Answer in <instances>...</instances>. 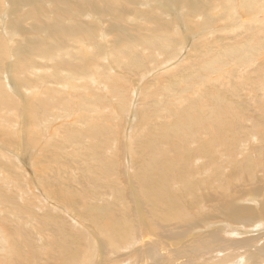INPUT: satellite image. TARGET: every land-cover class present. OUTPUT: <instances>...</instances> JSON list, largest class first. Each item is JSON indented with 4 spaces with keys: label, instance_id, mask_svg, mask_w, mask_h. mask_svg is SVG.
Masks as SVG:
<instances>
[{
    "label": "bare ground",
    "instance_id": "obj_1",
    "mask_svg": "<svg viewBox=\"0 0 264 264\" xmlns=\"http://www.w3.org/2000/svg\"><path fill=\"white\" fill-rule=\"evenodd\" d=\"M136 1L0 0V125L12 129L15 113L30 109L44 134L52 129L45 119L89 111L54 145L36 133L27 139L46 157L32 175L45 193L32 186L26 195L28 180L15 187L18 200L37 204L32 216L9 194L22 172L12 151L20 138L0 129V264H264V0L222 1L227 37L195 41L208 48L186 65L163 60L182 50L175 22ZM162 1L185 3L186 28L217 18L211 0ZM130 53L184 77L159 108L147 106L156 115L144 111L123 146L118 135L106 140L105 120L127 105L112 68L122 72ZM120 76L127 95L129 75ZM229 84L236 99L216 90ZM22 90L31 98L24 108ZM124 156L134 157L131 175Z\"/></svg>",
    "mask_w": 264,
    "mask_h": 264
},
{
    "label": "rangeland",
    "instance_id": "obj_2",
    "mask_svg": "<svg viewBox=\"0 0 264 264\" xmlns=\"http://www.w3.org/2000/svg\"><path fill=\"white\" fill-rule=\"evenodd\" d=\"M222 1H224L226 3L225 0H220V1L211 0L210 1L211 3L215 2L216 5H214V6H216V8H214V9L217 10L215 12H212L213 13L212 15L215 14L214 16L217 17V18L213 17L212 18L213 20L211 19L212 24L209 23L210 21L203 23L202 20H199V22L197 20L193 24L195 27L192 26V27L186 28L183 21H182V17L184 15L183 14V8L185 7L184 2L182 4H181V2H179L180 3L179 4V3H176L175 1L165 3L162 0H147V2L149 4H151L149 9H153L154 3H155L156 9H158L159 11L165 10V13L168 15V18L172 19L171 21L175 22L173 24H176L175 28L178 30V31L175 30L176 33L173 30V32L175 33L174 38L177 40L176 42L178 45H179V43L182 45V50L178 51V53L175 54L174 57H167V58H164L163 60H168V59L172 60L173 59L174 60L173 65H179V64L186 65L188 59L190 60V58H192L196 54V52H198V50H199V53H201V51L203 52L205 50V48H208L205 45H203L204 43L198 45L200 47L196 48V46L194 45L195 41H197L196 42V44H197L199 42V40L203 41V39H205V40L208 39L207 41H204V42L206 45L210 44V46L215 45L217 42H220V43H221V41L223 42L225 37H227L226 36L227 28L225 26L226 21L224 20V14L223 15L221 14L223 11L221 10V13H220V7H221ZM233 1H234V3H236L238 0H233ZM138 2H139V0L136 1L137 6H139ZM217 4L219 6H217ZM208 6L209 5H206L205 7H208ZM218 8H219V11H218ZM219 13H220L221 19L219 18ZM215 22H216V24H215ZM195 23H197V24H195ZM178 25H180L181 28L180 27L178 28ZM182 25H183V27H182ZM207 26H208V28L213 27L212 32H210V33L207 32V29H208ZM203 30H205V31H203ZM222 31H224V32L222 33ZM192 32H194V33H192ZM201 34H203V35H201ZM207 34L208 35L210 34V35L208 36ZM211 35H212V37H211ZM216 35H217V37H216ZM222 37H223V39H222ZM209 38H211V39H209ZM107 39H109V36H107ZM118 40H120L119 36H118ZM135 56H138L139 62H138V64L134 65L131 63V60ZM122 60H123V68L121 69L122 72L119 71L117 69V67H115V66H114V68H112V71H116V73L118 75V77L115 78V82H116V85L118 86L119 90L122 91L124 96H126L127 105L124 109H117L116 114L111 113L107 117V119L105 120V125H106L105 136H106V140H108V141L117 135L120 136V138L122 140V145L124 146L125 141H126V143L131 142L133 140V138L135 137V135L137 133L136 128H137V125L139 123L138 119H139L140 115L143 116L144 111H147V113L144 112V115L151 114L152 117H154L156 115V113L154 111H152V112H154L155 114L152 113L151 109L147 106H152L153 108H159L160 104H161L159 102V100L161 98H168L170 95L169 92L175 91L178 88H180L181 84H182V79L184 76L178 75L175 72V70L171 74H166V72H164V70L166 68H162V66H161V68L153 69V67H156L163 60L159 61L158 64H156L154 66H148L149 64L147 62L144 65L145 59L143 57H141V56L139 57V55H134L131 53L123 56ZM112 61L115 62V60L113 58L111 59V62ZM116 66H117V64H116ZM4 69H5V67H4ZM139 72H140V74L138 75V79H136L137 78L136 75ZM143 73H145V74L142 75ZM120 74H128L129 75L130 88L128 90L127 95H126L127 87L125 84L126 82L121 78ZM9 76H10V80L19 83L18 77L16 75H14L12 73V71H10ZM102 76H104V74H102ZM5 79L7 80V77H5ZM235 84L238 87H244L245 86V84L241 85V82H235ZM229 85L227 87L221 86V88H216L217 85H214V87L216 88V90L222 92L223 95L226 94V95H228V97L230 96L229 98L231 100H233V98L236 99V96L231 93L232 85H230V86ZM21 86L23 87V85H21ZM218 87H220V86H218ZM225 92H228V93H225ZM229 92L233 96L231 94H229ZM21 94L25 96V100H23L21 97L19 98L20 107L24 108L27 105L26 103H29L31 98L28 97V95L25 94L23 90H22ZM170 96H172V95H170ZM95 100H97V99H95ZM95 100H93V101H95ZM180 100L181 101H188V99H185V98H182ZM66 102H67V100H66ZM110 104L115 105V102L113 100H111ZM79 110H80V113L76 112L77 113L76 116L70 114L69 116L61 115V116H58L56 118L45 119L46 122L51 123L52 129H51V131H49V129L44 128L46 130L44 134H41V127L38 128L36 131H34L33 126H32V121H30L28 118V114L31 116L30 109H27L28 112H26L25 114H22V115H20L21 111H20V113L18 111L15 113L17 115V118H15L12 121L13 122L12 129L7 130V128L4 124L0 125V129L2 131L12 132L20 138L21 146L19 148L14 147L12 151L17 156L18 163L21 166L22 172H21V170H18L16 177L14 179H12L11 182L9 183V185H11L12 189H13L12 191H10L9 194L11 196H14V197H16V195H17L16 198H17L18 203L26 204V206H27L26 210H25V212L20 214L21 216L35 215V213L37 212V210L35 209V206L37 204L34 202V199H31V198L28 200H25V201L23 199L18 200L19 191H18V189L15 190V187H17V186L22 187L24 185L23 182L25 180H28L30 182V188L25 190L26 195L28 193H30L32 186H33V191H34L35 195H38L40 193H45V190L43 188V183L36 182L35 185L32 183V175H35V171H36L37 167L38 166H46V165L37 163L36 158L40 155H43L45 157V154L41 149L38 148L37 145L30 144L31 142L27 139L29 137H31L34 133H36V134L41 135L39 138L41 141L46 142V143L53 142V145H54L55 143H57V141H58V139L62 133H64V132L73 133L74 132L73 128L78 130V128L72 127L71 125L68 124V122H70L73 118H75V122L77 125L82 124L84 120L88 119L89 111L81 109V108ZM102 112H104L105 114H109L107 110H104ZM19 116H20V119H19ZM18 122L20 123V126L17 125ZM142 122H143V119H142ZM99 123L101 124L102 121L100 120ZM112 126H114V127H112ZM55 133L59 134L57 136V138H55V136H54ZM83 137H85V136H82L81 138H83ZM90 141H91V139H89V138L86 140V146L89 144ZM101 146H102V140L100 142L99 149L101 148ZM71 150H72V148L69 147L68 151L70 152ZM56 153L58 155L60 153V151L58 150ZM63 155L64 154H61L58 157V163H61ZM131 155H132V153H131ZM114 156H116V155H113L111 157H114ZM124 157H125V161L130 164V167L133 168L132 172L129 174V175H131V174H133L134 169L136 167V165L134 163V157H132V156H130V157L124 156ZM124 175H125V178L127 180L128 174L126 172H124ZM36 186L41 191H39V189H37ZM129 192H130L131 196L134 195L132 192V189ZM134 192L136 193L137 191L134 190ZM64 217L67 220V222H66L67 226H71L70 223H73V222H76L77 225L81 226V220L80 219H78V218L72 219V218L66 217V216H64ZM248 230H250V229L248 228Z\"/></svg>",
    "mask_w": 264,
    "mask_h": 264
}]
</instances>
